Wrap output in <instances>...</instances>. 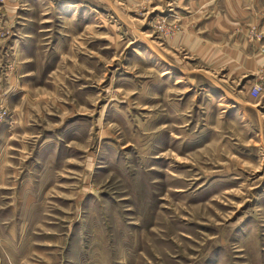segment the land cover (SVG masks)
Returning a JSON list of instances; mask_svg holds the SVG:
<instances>
[{
	"label": "rangeland",
	"instance_id": "rangeland-1",
	"mask_svg": "<svg viewBox=\"0 0 264 264\" xmlns=\"http://www.w3.org/2000/svg\"><path fill=\"white\" fill-rule=\"evenodd\" d=\"M0 264H264V0H0Z\"/></svg>",
	"mask_w": 264,
	"mask_h": 264
},
{
	"label": "built area",
	"instance_id": "built-area-1",
	"mask_svg": "<svg viewBox=\"0 0 264 264\" xmlns=\"http://www.w3.org/2000/svg\"><path fill=\"white\" fill-rule=\"evenodd\" d=\"M252 93L253 94H256L257 93V89L256 88H253Z\"/></svg>",
	"mask_w": 264,
	"mask_h": 264
}]
</instances>
